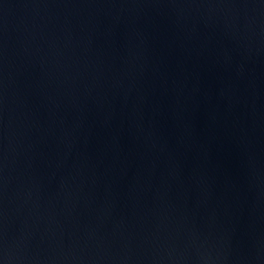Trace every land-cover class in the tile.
I'll use <instances>...</instances> for the list:
<instances>
[{
	"label": "water",
	"instance_id": "water-1",
	"mask_svg": "<svg viewBox=\"0 0 264 264\" xmlns=\"http://www.w3.org/2000/svg\"><path fill=\"white\" fill-rule=\"evenodd\" d=\"M0 264H264V0H0Z\"/></svg>",
	"mask_w": 264,
	"mask_h": 264
}]
</instances>
